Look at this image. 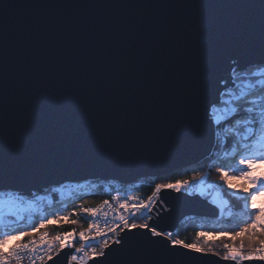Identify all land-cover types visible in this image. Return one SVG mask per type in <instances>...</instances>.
<instances>
[{
	"label": "water",
	"instance_id": "water-1",
	"mask_svg": "<svg viewBox=\"0 0 264 264\" xmlns=\"http://www.w3.org/2000/svg\"><path fill=\"white\" fill-rule=\"evenodd\" d=\"M8 2L5 37L0 33V143L6 121L9 147L0 183L26 193L88 180L126 185L198 164L215 144L207 101L232 60L216 65L210 94L191 109L187 61L207 35H219L221 24L237 19L247 21L257 39L233 55L245 63L260 59L261 0ZM218 214L198 194L162 188L148 222L173 232L185 217ZM133 233L126 239L139 246L151 235ZM71 251L47 264H66ZM97 260L110 264L111 258L88 264ZM180 264L233 262L192 253Z\"/></svg>",
	"mask_w": 264,
	"mask_h": 264
},
{
	"label": "snow or ice",
	"instance_id": "snow-or-ice-1",
	"mask_svg": "<svg viewBox=\"0 0 264 264\" xmlns=\"http://www.w3.org/2000/svg\"><path fill=\"white\" fill-rule=\"evenodd\" d=\"M260 29L258 35L260 59L257 61L242 62L239 55H233L237 49H244L254 43L256 35L249 31L248 22L237 19L230 23H223L217 33L205 37L199 47L197 55L187 61L185 66V80L188 93L185 97L186 105L194 108L199 99L212 87L214 70L216 65L223 59L232 60L230 72L226 78L222 77L215 81V95L208 99L206 112L209 127L214 131L218 144L226 149V155H232L237 167L232 171L239 174V178L246 181L244 185L233 186L226 165L217 167L221 173V179L225 181L229 195L243 202L242 208L250 222H245L239 231L231 233L233 239L237 236L248 235V243L241 241L238 247L223 243L221 250L212 245L199 242L186 243L185 240L173 238L172 232L157 230L150 225L148 220L137 223L136 213L145 214L144 210L150 208L151 201L160 193L162 188L174 189L180 192L194 185L188 180L176 183L157 184L155 191L148 198V204L130 206L128 200L120 204L123 209L133 208L131 215H120V224L107 227L102 230L96 223H90L87 231L78 234L75 230L67 233H59L49 239L48 232H43L39 240L36 233L53 220L67 219L72 213L62 215L56 212L54 215L42 217L38 223L33 224L26 231L13 229L0 231V264H22L27 258L29 264H47L54 261V257L60 256L64 249L72 251L66 253V264H88L89 260L102 257L110 264H180L181 258L192 253L207 256H221L233 264H264V206L257 207V197L264 196V171H259V166L264 165V0H261ZM11 6L8 0L0 3V33L5 37V12ZM6 55V52H5ZM6 121H3V141L0 143V169L5 162V149L9 147L4 135ZM231 140L230 152L228 141ZM33 150L36 146L32 145ZM10 155L18 158L19 153L14 149ZM194 181L202 182V178L193 176ZM224 185L221 186L223 188ZM217 195H221L218 193ZM32 196L35 199H27ZM41 197L35 193H26L22 189L5 186L0 183V229H8L7 219L9 216H20L24 210L35 209L39 206ZM109 206L105 200L95 208L80 206L79 211L90 213L92 217L99 214L107 215L103 210ZM151 219V217H148ZM76 223V221H71ZM119 229V231L117 230ZM147 230L150 237L143 242L142 246L126 239L133 230ZM125 230H127L125 232ZM125 232V236H121ZM94 233V235H93ZM112 233V236H108ZM145 233V235H147ZM206 236V233H199ZM221 236L230 235L227 232L218 233ZM18 243L9 247L13 239ZM159 238V239H153ZM77 243L79 246L77 247ZM95 245V246H91ZM115 245V247H113ZM96 264H101L97 260Z\"/></svg>",
	"mask_w": 264,
	"mask_h": 264
},
{
	"label": "trees",
	"instance_id": "trees-1",
	"mask_svg": "<svg viewBox=\"0 0 264 264\" xmlns=\"http://www.w3.org/2000/svg\"><path fill=\"white\" fill-rule=\"evenodd\" d=\"M230 152L231 140L228 141ZM226 165L229 177H234L235 180H243L239 178V174L233 172L232 169L237 167L236 160L232 155H226V149L218 144L215 137V144L210 155L196 165L183 168L165 177L144 178L131 184H120L115 181H85L82 183H65L59 186H50L42 192H34L36 197H41L38 208L29 209L25 211L23 216L17 220L13 217H8V229H0V231H10L19 229L26 231L31 225L36 224L46 215H54L60 212L62 215L72 213L67 219L60 221L53 220L51 224L46 225L36 233V237L43 232H48L49 237H54L57 232L67 233L75 230V233L86 231L88 229V219L90 213H83L79 211L81 205L84 207L94 208L103 200L109 198L111 195L118 192H133L140 199L147 201L148 198L155 191L157 184L176 183L178 181L188 180L191 184L195 182L193 176H198L204 179V182L216 183L221 178V173L216 171L217 167ZM259 166V171L260 167ZM245 181V180H243ZM246 183V181H245ZM215 186V185H214ZM220 193V198L225 201L222 209H219V214L216 218H204L188 216L181 220L178 227L173 231V238L185 240L186 243L199 242L201 244L212 245L213 247L222 248L223 243L229 245H240L241 241L247 246L248 235L237 236L232 238L231 233L239 231L240 227L245 222H250L244 212L243 202L237 198L229 195L224 188H216ZM213 187L208 191L207 195H201L205 200L210 201ZM184 193L191 192L196 194L194 187L181 190ZM210 193V194H209ZM189 194V193H188ZM27 199H35V197L28 196ZM255 206H264V196L257 197ZM148 220L147 216L140 218L141 222ZM71 221H76L72 223ZM227 232L230 235L221 236L218 233ZM199 233H206V236H199ZM19 240L13 239L9 242V247L18 243ZM223 252L221 251V257Z\"/></svg>",
	"mask_w": 264,
	"mask_h": 264
},
{
	"label": "built area",
	"instance_id": "built-area-1",
	"mask_svg": "<svg viewBox=\"0 0 264 264\" xmlns=\"http://www.w3.org/2000/svg\"><path fill=\"white\" fill-rule=\"evenodd\" d=\"M215 188H217L216 185H215ZM157 196L151 201L150 208H151V205L154 203V200L157 198ZM105 200L109 201V206L103 210L104 212L107 213V215L105 216L103 214H99L96 217H92L91 214H89L88 227H89L90 223H96L104 231L107 230V227H111V226H114L117 224H120V227H123V225L121 224V222L119 220L120 215H124L125 217H129L131 215L132 211H134V209L131 207L128 209H123L120 207L121 203H123L125 200H128V203L130 206L136 205L137 203H140V204H148L149 203V200L144 201V200L140 199L135 193L126 192V191L115 193ZM105 200H103V201H105ZM102 202H100L99 204H101ZM150 208L147 210H144L145 211L144 215H141V213H136L135 219H136L137 223H142L140 221L141 217H143V216L148 217V212H149ZM117 230L119 231V229H117ZM41 234L42 233H40L36 237L37 240H39V237ZM78 234L79 233H77V239H78ZM93 235H94V233H93ZM108 236H112V233H108ZM48 238L51 239L50 237H48ZM76 246L78 247L79 244L77 243ZM91 246H95V245H91ZM22 264H29L28 259L25 258L22 261Z\"/></svg>",
	"mask_w": 264,
	"mask_h": 264
},
{
	"label": "rangeland",
	"instance_id": "rangeland-1",
	"mask_svg": "<svg viewBox=\"0 0 264 264\" xmlns=\"http://www.w3.org/2000/svg\"><path fill=\"white\" fill-rule=\"evenodd\" d=\"M260 171H264V165H262L261 167H260ZM220 178H221V176H220ZM231 182H232V184H233V186L235 187L237 184H239V185H244L245 184V181H243V180H235V179H232L231 180ZM193 187H194V189H195V191H196V194H198V195H207L208 194V191L209 190H211L212 189V187H213V192H210L211 193V196H210V202L213 204V205H215L218 209H222L223 207H224V205H225V201L223 200V199H221L220 198V195H217L218 194V192H216V191H218L216 188H215V186L214 185H216V186H218V187H221L222 185H224V189L227 191V192H229L230 190H228L227 189V187H226V184H225V181L224 180H222V179H220L218 182H216V183H212V185L210 184V183H205L204 182V179H202V182H200V181H195V182H193ZM174 190V189H173ZM216 190V191H215ZM189 193V194H188ZM187 194L188 195H192L191 194V192H188ZM209 193V194H210ZM194 195V194H193ZM202 197V196H201ZM25 211H27V210H24V211H22L21 212V214H20V216H9V217H13V218H15V219H17V220H19L22 216H23V214L25 213ZM230 246H236V247H238V245H230ZM217 250H221L222 248H218V247H215ZM220 258H221V256H219Z\"/></svg>",
	"mask_w": 264,
	"mask_h": 264
}]
</instances>
